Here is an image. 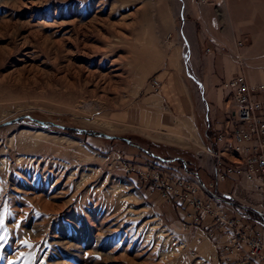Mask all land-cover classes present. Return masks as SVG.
<instances>
[{"label":"rangeland","instance_id":"1","mask_svg":"<svg viewBox=\"0 0 264 264\" xmlns=\"http://www.w3.org/2000/svg\"><path fill=\"white\" fill-rule=\"evenodd\" d=\"M225 1L0 0V264H219L218 235L185 227L149 175L210 178L202 149L165 143V72L186 23L183 63L210 90L209 8L222 22Z\"/></svg>","mask_w":264,"mask_h":264},{"label":"built area","instance_id":"2","mask_svg":"<svg viewBox=\"0 0 264 264\" xmlns=\"http://www.w3.org/2000/svg\"><path fill=\"white\" fill-rule=\"evenodd\" d=\"M222 87L229 101L226 123L215 141L224 143L230 135L232 152L210 147L197 153L198 164L210 177L205 185L193 175L165 178L164 183L153 173L149 180L183 211L185 227L209 218V235H218L219 264H264V83H250L239 74ZM224 182L228 189L221 188ZM215 200H227L235 213L216 207Z\"/></svg>","mask_w":264,"mask_h":264},{"label":"crops","instance_id":"3","mask_svg":"<svg viewBox=\"0 0 264 264\" xmlns=\"http://www.w3.org/2000/svg\"><path fill=\"white\" fill-rule=\"evenodd\" d=\"M216 0L214 5L219 6ZM224 20L221 22L218 15L209 8L208 26H209V46L211 51L208 53L207 64L211 70V82L207 86L206 81L200 78L196 82L189 73L182 57L186 50L193 53V38L191 33L182 23L178 34L180 39V62L171 60L170 65L165 72V143H175L179 146H190L195 144L196 147L204 150L205 148L216 147L222 149L225 154L232 152V139L230 135L225 137L224 143H216V136L222 131L226 123L225 107L229 101L228 92L222 87L223 82L244 73L247 80L251 83H264V0H226L224 2ZM198 18V13H194ZM195 18V19H196ZM238 41H243V45L237 46ZM185 43V44H184ZM187 45V47H186ZM213 45L223 47L233 54L243 56L248 65L244 69L235 62L233 54L231 56L214 53ZM186 48H184V47ZM211 54V55H210ZM184 62V63H183ZM179 70L182 71L183 77L179 76ZM189 82L195 89L197 95L201 90V101L199 102L203 111L202 129L197 123V111L191 97V91L188 88ZM208 87V88H207ZM209 91V92H208ZM263 95L260 94L259 97ZM202 102V103H201ZM213 141H212V140ZM152 157L161 160L159 155ZM181 156L174 158H162L165 164L176 161ZM171 177V176H170ZM228 182H224L225 185ZM221 184L220 186H222ZM228 189V188H227ZM216 207L222 208L226 213H231L235 207L227 200H215ZM222 203V204H221ZM230 207L231 210L227 209ZM177 217L181 223H185V217L182 210L176 211ZM232 214V213H231ZM209 218L199 226L208 227Z\"/></svg>","mask_w":264,"mask_h":264},{"label":"trees","instance_id":"4","mask_svg":"<svg viewBox=\"0 0 264 264\" xmlns=\"http://www.w3.org/2000/svg\"><path fill=\"white\" fill-rule=\"evenodd\" d=\"M68 129H70V128H68ZM175 161L179 162V163H182V160H175ZM184 163H185L184 168H185L186 171L191 172V173H193V172L198 173V171H197L198 169L194 168V166H192L187 160H184ZM199 176H200V174H199Z\"/></svg>","mask_w":264,"mask_h":264},{"label":"water","instance_id":"5","mask_svg":"<svg viewBox=\"0 0 264 264\" xmlns=\"http://www.w3.org/2000/svg\"><path fill=\"white\" fill-rule=\"evenodd\" d=\"M78 131L79 132H82L83 131V129H78ZM100 135H104V134H100ZM106 137H108V138H112L113 136H109V135H105ZM118 138H120V139H124L125 141H129L128 139H126V138H123V137H118ZM178 159H181V158H179V157H177ZM161 160H163L162 158H160ZM184 165H185V163H184Z\"/></svg>","mask_w":264,"mask_h":264},{"label":"bare ground","instance_id":"6","mask_svg":"<svg viewBox=\"0 0 264 264\" xmlns=\"http://www.w3.org/2000/svg\"><path fill=\"white\" fill-rule=\"evenodd\" d=\"M179 51V50H178ZM251 83V82H250ZM38 132V131H37ZM37 135H38V133H37ZM203 151V150H202ZM193 176H196L198 179H199V181L201 182V183H203V185H205L206 183H204V182H202L201 180H200V178H199V176H197V175H193ZM154 226H156V224L154 225ZM158 226V225H157ZM156 226V227H157ZM158 232H162V230H160V229H158Z\"/></svg>","mask_w":264,"mask_h":264},{"label":"snow or ice","instance_id":"7","mask_svg":"<svg viewBox=\"0 0 264 264\" xmlns=\"http://www.w3.org/2000/svg\"><path fill=\"white\" fill-rule=\"evenodd\" d=\"M2 239H4V237H0V240H2ZM22 243H24V244H28V241H22ZM30 246V245H29ZM9 264H14V262H9Z\"/></svg>","mask_w":264,"mask_h":264}]
</instances>
